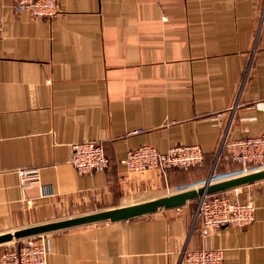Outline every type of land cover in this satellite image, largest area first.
Listing matches in <instances>:
<instances>
[{"label": "crops", "instance_id": "0c3cea01", "mask_svg": "<svg viewBox=\"0 0 264 264\" xmlns=\"http://www.w3.org/2000/svg\"><path fill=\"white\" fill-rule=\"evenodd\" d=\"M16 1L0 0V234L198 187L225 130L264 132V0H59L53 19L17 12ZM82 141L102 143L109 170L74 169L71 145ZM141 145H197L206 159L130 173L122 161ZM237 193L256 207L244 229L201 236L197 198L49 233L48 264H181L199 249L264 264V180Z\"/></svg>", "mask_w": 264, "mask_h": 264}, {"label": "built area", "instance_id": "2783aa9c", "mask_svg": "<svg viewBox=\"0 0 264 264\" xmlns=\"http://www.w3.org/2000/svg\"><path fill=\"white\" fill-rule=\"evenodd\" d=\"M58 5L59 0H17L14 9L17 12L27 11L36 18L53 19L59 14ZM1 32L0 20V40ZM205 159L206 155L197 145H176L166 153L150 145H141L130 150L122 163L130 173L158 170L166 175L175 169H197L203 166ZM222 161L237 164L232 176L216 180L215 173H212L202 185L191 189L264 170V132L255 137L234 138L229 129L225 130L215 158L216 164ZM70 163L80 174L107 171L111 166L104 146L98 141H82L71 145ZM20 174L26 183L39 179L37 170H23ZM237 190L208 194L197 199L195 219L201 236L208 237L225 227L244 229L254 223L256 207L253 201H241ZM15 242V246L0 253V264H48L51 247L47 234ZM181 264H224L223 251L185 250Z\"/></svg>", "mask_w": 264, "mask_h": 264}, {"label": "water", "instance_id": "95a60500", "mask_svg": "<svg viewBox=\"0 0 264 264\" xmlns=\"http://www.w3.org/2000/svg\"><path fill=\"white\" fill-rule=\"evenodd\" d=\"M264 180V170L227 179L217 183L207 184L198 189H191L180 193L153 199L126 207L99 211L88 215L70 219L54 221L35 226L26 227L15 232L0 234V246L21 239L49 234L56 231L66 230L78 226L95 224L109 221L112 223L127 221L137 217L153 214L161 209H173L185 206L188 202L196 200L200 196L226 192L243 186H247Z\"/></svg>", "mask_w": 264, "mask_h": 264}, {"label": "rangeland", "instance_id": "374dc122", "mask_svg": "<svg viewBox=\"0 0 264 264\" xmlns=\"http://www.w3.org/2000/svg\"><path fill=\"white\" fill-rule=\"evenodd\" d=\"M201 167H199V168H201ZM236 169H237V167H235L232 164H228L225 167V166H223L222 162L218 163V164H216V162H214L213 168H212L210 173L211 174L215 173V179L217 178L216 180H218V179H223V178H227L229 176H232ZM13 243L14 244H8L5 246H1V249H8V248H11L17 244V242H13Z\"/></svg>", "mask_w": 264, "mask_h": 264}]
</instances>
